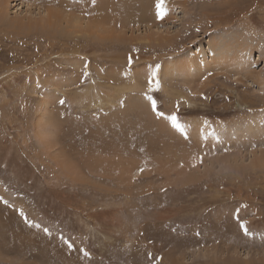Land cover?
I'll list each match as a JSON object with an SVG mask.
<instances>
[{
	"label": "rangeland",
	"instance_id": "374dc122",
	"mask_svg": "<svg viewBox=\"0 0 264 264\" xmlns=\"http://www.w3.org/2000/svg\"><path fill=\"white\" fill-rule=\"evenodd\" d=\"M5 1L0 264H264V0Z\"/></svg>",
	"mask_w": 264,
	"mask_h": 264
},
{
	"label": "snow or ice",
	"instance_id": "6c2138e0",
	"mask_svg": "<svg viewBox=\"0 0 264 264\" xmlns=\"http://www.w3.org/2000/svg\"><path fill=\"white\" fill-rule=\"evenodd\" d=\"M93 3H95V0H93ZM165 14H166V11L164 8L163 0H156L157 18H161ZM127 64H128V68L126 69V75L130 74L131 70H132L133 59L131 56L128 58ZM158 68H159V66H157V69ZM85 75H87V73H85ZM145 75H146V85H147L148 91H147V93H144L143 95H144V99L147 101V103L150 107V111L152 112V114L154 115L155 118H157V119L163 118V119L167 120L173 129L180 132L185 137V139H187L188 138L187 131L185 129V126L179 122L177 114L174 112L170 115H167L163 111H160L158 109L157 100L154 99L153 95L151 94V93L158 91L160 89V82L158 79H156L157 70H150ZM59 103L61 105H63L65 103V101L63 99H61L59 101ZM119 105L121 108L125 107V101L123 99L120 100ZM199 160H200V162H202V157L199 158ZM140 171L142 172L143 169H140ZM20 214H21V216L24 215L23 212H21ZM25 223L31 225V222L28 221L27 218H25ZM37 227H39V226L37 225ZM239 227L243 231V234L245 236L252 235V233L249 231L248 227L246 226L245 222H240ZM44 231H45V233H48L47 228H45ZM63 242H64V244H66L67 249L69 251H71L74 248V242H69V240H64ZM79 251L83 252L84 256L90 255L86 250H84L82 248L79 249ZM147 259L149 261V264H159V261L162 258L154 257L152 255V253H147Z\"/></svg>",
	"mask_w": 264,
	"mask_h": 264
},
{
	"label": "bare ground",
	"instance_id": "6f19581e",
	"mask_svg": "<svg viewBox=\"0 0 264 264\" xmlns=\"http://www.w3.org/2000/svg\"><path fill=\"white\" fill-rule=\"evenodd\" d=\"M5 1V0H4ZM6 2V1H5ZM0 3H2V2H0ZM109 3V2H108ZM6 4V3H5ZM126 4V3H125ZM167 4V3H166ZM1 5H3V3L1 4ZM81 5H83V4H81ZM81 5H79V7L81 6ZM170 5V4H169ZM78 6V5H77ZM29 7V6H28ZM78 7V8H79ZM49 8V7H48ZM81 8V7H80ZM108 8V7H107ZM170 8V7H169ZM28 14L29 13H31V10H30V7L28 8ZM51 10V9H50ZM92 13H91V15L93 16L92 18L93 19H95V20H108L109 19V14L106 12L105 13V11L104 12H102V10L100 9V8H96V9H94V8H92ZM169 10V9H168ZM49 10H44V12L43 13H46V16L48 17V14H52V12H48ZM170 11V10H169ZM40 12V10H38V12L36 13V14H38ZM42 13V12H41ZM123 13H125V11H123ZM126 13H127V11H126ZM40 15V14H39ZM108 15V16H107ZM127 15V14H126ZM46 19V18H45ZM42 20H44V19H42ZM45 21H47V20H45ZM75 23L76 24H78L79 22L78 21H75ZM101 26H102V24H101ZM19 28V27H18ZM107 28V27H106ZM102 29H103V31H105V28L102 26ZM152 33V32H151ZM218 61V60H217ZM216 62V61H215ZM213 63V62H212ZM219 63V62H218ZM215 64V63H214ZM168 74V73H167ZM128 83V82H127ZM130 83V82H129ZM264 83V82H263ZM132 85V84H131ZM131 85H129V86H131ZM125 87H123L122 89H124ZM123 91V90H122ZM167 91V90H166ZM171 91H172V89H171ZM181 94V93H180ZM180 94H178V95H180ZM142 100V99H141ZM141 102V101H140ZM143 104H146V103H143ZM148 109V108H147ZM145 112V111H144ZM146 113V112H145ZM147 115V114H146ZM151 117V116H150ZM158 122V121H157ZM166 127V126H165ZM163 132V131H162ZM192 133V132H191ZM41 134L42 135H45L44 134V132L42 133V131H41ZM197 135V134H196ZM195 138V137H194ZM195 140V139H194ZM195 141H197V140H195ZM201 142V141H200ZM218 159V158H217Z\"/></svg>",
	"mask_w": 264,
	"mask_h": 264
}]
</instances>
